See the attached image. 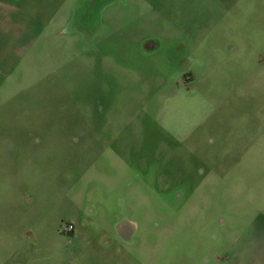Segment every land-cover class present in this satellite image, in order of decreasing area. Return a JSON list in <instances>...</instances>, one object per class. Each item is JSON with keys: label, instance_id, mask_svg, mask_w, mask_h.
<instances>
[{"label": "rangeland", "instance_id": "rangeland-1", "mask_svg": "<svg viewBox=\"0 0 264 264\" xmlns=\"http://www.w3.org/2000/svg\"><path fill=\"white\" fill-rule=\"evenodd\" d=\"M0 3V264H264V0Z\"/></svg>", "mask_w": 264, "mask_h": 264}, {"label": "crops", "instance_id": "crops-1", "mask_svg": "<svg viewBox=\"0 0 264 264\" xmlns=\"http://www.w3.org/2000/svg\"><path fill=\"white\" fill-rule=\"evenodd\" d=\"M0 7L2 8L0 11V73H2L0 77L6 78L25 67L28 63H25V60L37 47L39 36L41 37L45 30H50L45 25L44 16L49 14L50 10L45 9V5L36 10L8 6L3 3H0ZM57 14L60 13L54 15ZM37 49L29 60L31 63L36 62Z\"/></svg>", "mask_w": 264, "mask_h": 264}, {"label": "built area", "instance_id": "built-area-1", "mask_svg": "<svg viewBox=\"0 0 264 264\" xmlns=\"http://www.w3.org/2000/svg\"><path fill=\"white\" fill-rule=\"evenodd\" d=\"M74 230V226L73 225H69L67 228V231L71 232Z\"/></svg>", "mask_w": 264, "mask_h": 264}]
</instances>
